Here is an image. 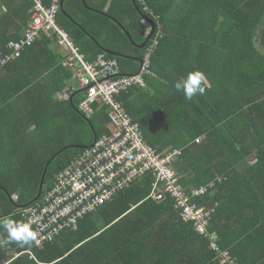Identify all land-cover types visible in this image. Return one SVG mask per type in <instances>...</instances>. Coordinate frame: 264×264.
Masks as SVG:
<instances>
[{
    "label": "trees",
    "instance_id": "16d2710c",
    "mask_svg": "<svg viewBox=\"0 0 264 264\" xmlns=\"http://www.w3.org/2000/svg\"><path fill=\"white\" fill-rule=\"evenodd\" d=\"M53 1L45 0L44 4L49 7ZM107 1L86 0L87 5L96 9L90 10L82 0H65L64 10L58 13V24L71 34L86 55L91 46L97 54L105 52L102 47H111L107 40L113 35V29L114 38L123 41L121 46H126L127 41L132 43L126 32L137 44H143L149 37L142 21L150 15L142 8L140 13L133 0H112L106 12L122 26L100 12ZM73 2L75 5L70 9L67 4ZM147 2L160 15L162 32L153 56V69L162 73L163 69L170 68L180 79L194 71L212 73L213 80H224L226 86H213L208 102L178 105V120L170 123L172 130L179 131L172 138V146L161 145L160 137L140 116V89L123 93L120 99L140 123L146 141L159 152L182 149L207 135L202 145L191 150L193 168L211 171L199 176L202 180L198 178L196 188L208 185L221 175L227 179L220 185L222 193L216 195H236L231 197V203L221 208L219 198L212 197L213 194L203 203L210 207L219 205L211 230L219 234L220 246L230 249L241 264H251L248 255L257 229L250 225L261 223L260 229L264 230V208H255L254 212L245 208L251 195H264V0ZM34 6L31 0H0V53H6L8 43L19 39L30 25ZM76 10L87 11V21L80 22L74 14ZM50 43L51 39L42 35L21 58L0 72V191L3 193L0 195V241L9 240L7 221L12 222L11 227H23L19 210L40 202L41 197H37L46 168L47 189L57 174L93 145L94 136L99 138L110 133L105 108L94 103L91 118L80 111L85 92L74 91L72 100L68 101L54 99L57 90L66 86L63 78L72 76L58 61L52 63L57 65L52 77L57 83L56 89L41 77L44 68H29L26 60L29 53L37 55L44 48L49 50ZM134 50L135 57L143 58L144 50ZM116 51L127 55L123 49ZM105 53L118 58L122 68L129 61L128 56ZM37 80L39 85L35 84ZM190 104H193L191 108ZM60 117L88 125L91 141L87 143L83 137L75 147L65 146L50 155H40L39 146L33 144L34 137L41 139L47 125L54 130L59 128ZM162 124L168 125V122ZM253 160L255 164L250 165ZM182 182L188 186L187 181ZM153 183L151 176L138 180L113 202L89 214L80 222L78 230L63 232L44 248L36 247L32 239L26 243L12 240L0 244V264H218L215 251L210 248L211 239L200 235L192 223L183 219L169 195L161 202L150 197ZM17 193H20L19 201L14 198ZM242 223L244 228L240 226Z\"/></svg>",
    "mask_w": 264,
    "mask_h": 264
},
{
    "label": "built area",
    "instance_id": "2783aa9c",
    "mask_svg": "<svg viewBox=\"0 0 264 264\" xmlns=\"http://www.w3.org/2000/svg\"><path fill=\"white\" fill-rule=\"evenodd\" d=\"M31 1L35 5L31 23L21 40L10 42L8 52L0 54L1 67L22 56L26 47L33 46L46 35L58 43L65 55L61 65L72 72L67 88L70 95L77 90L85 92L80 111L91 118L96 103L99 108L106 109L111 127L110 133L96 138L92 146L84 149L55 176L53 184L44 189L46 192L42 193L40 202L19 210L23 227H28L32 233L35 246L44 248L63 232L78 230L80 222L89 214L113 202L138 180L151 176L154 183L150 197L161 202L169 195L183 219L192 223L200 235L211 239L210 248L215 251L218 264H241L230 249L220 246L217 233L211 230L219 205L210 207L202 202L219 190L227 179L221 175L202 187L185 186L173 166L182 152L176 149L159 152L152 147L146 141L140 123L120 99L123 93L131 90L150 88L147 78L158 76L153 69V56L162 38L160 15L147 0H138L153 20L155 31L144 49L139 71L124 74L117 60L107 58L103 52L90 60L75 44L70 34L58 24L60 0H55L50 7L45 6L43 0ZM149 28L152 30L151 26Z\"/></svg>",
    "mask_w": 264,
    "mask_h": 264
},
{
    "label": "crops",
    "instance_id": "0c3cea01",
    "mask_svg": "<svg viewBox=\"0 0 264 264\" xmlns=\"http://www.w3.org/2000/svg\"><path fill=\"white\" fill-rule=\"evenodd\" d=\"M96 2H98V1H96ZM111 3H112V0H108L106 2V4L103 7V10L100 11L102 13V15L103 14L107 15L106 12L108 11V9H110ZM67 5H68V7H70V9H72L75 5V2H73L72 4L68 3ZM64 6H65V0H64ZM86 7L90 10L94 9L93 7L92 8L88 7V6H86ZM74 14L77 15V17H79L80 22H83V20L87 21V19H86V15L88 14L87 11L81 12L80 10L79 11L76 10ZM88 17H89V15H88ZM107 17L111 18L112 20H114L115 23L122 26L114 18L110 17V15H107ZM148 20H150V18H148V17L144 18L143 17L142 26L144 27V29H146V36L148 34H149L148 36H150L153 33V27L148 22ZM150 21H152V20H150ZM128 22H130V21L128 20ZM76 25L79 26L78 23H76ZM149 25L152 27V30L149 28ZM122 29L125 30L123 27H122ZM65 31H67V30L65 29ZM115 35H116V33L113 29V35H111V38L108 40L106 39L107 42L111 44V47H104V48H106L107 50H111V51H116L117 49H123L124 51L127 52V55L121 53V54H123L122 56H134L135 57L136 53H135L134 48H137L136 45H134L132 42V44H133L132 50L129 49L128 46H121V44H123V41L118 39L117 37L114 38ZM70 36H71V34H70ZM71 38H72V40H74V38L72 36H71ZM74 42L77 44V42L75 40H74ZM138 45H142V44H138ZM93 48H94L93 46L90 47V49H89L90 52L87 54V56L95 57L97 52L95 50L96 48L95 49H93ZM137 49H139V48H137ZM104 51L107 52L106 50H104ZM37 52H39V53H37V55L35 53L34 54L29 53L30 57L26 58V60L29 61V64H28L29 68H33V69L34 68H36V69L44 68L45 70L42 72L43 74H41L42 75L41 77L45 78L49 82V85H52V87L54 89H56L57 83H54L52 81V77L54 75L53 69L57 65L53 66L52 63L54 61H58L59 64H62L64 57H65L62 49L60 48V46L58 45V43L56 41L52 40L50 43V49L49 50L44 48L41 51H37ZM116 52H118V51H116ZM37 56H39V57H37ZM114 56L117 57L120 55H114ZM128 59H129V61H125L124 68L121 67V64L119 62L121 70L123 69L122 72L126 73V74H130V73H132V71H136V72L139 71L140 66H141L140 62L133 59V58H130V57H128ZM11 62H13V61H11ZM7 65H5V66H7ZM5 66H3V67H5ZM61 67H62V69L64 68L65 70L71 72L67 68H65L63 66H61ZM60 72H61V70H60ZM156 73L158 74L157 77H148L147 78L148 83L150 84V88H144V89L140 88L141 94H140V98H139V113H140V116L142 118H145L147 120L146 121L147 127H149V129H151L155 135L160 137L159 138L160 144L161 145L170 144V146H172L171 145V143H173L172 138L174 136H176L179 131H177V129L172 130V128L170 127V123L172 120L175 123H176V120H178V116L176 114L178 112V110H177L178 105L182 106L184 103L186 104V103H194V102H200V103L208 102V99L211 98L210 97V89L213 86H217L219 88H222V87H225L226 85H225L224 80L219 79L218 80L219 82H217L216 80H213L215 76L212 73L207 74L206 72H204V75L206 76L207 82H208V86H207L204 94H202V95L197 94L191 100H188L185 98L182 90L177 91L175 89V84L177 82L181 81L183 78L180 79V78L176 77L170 71V68L163 69L162 73H158V72H156ZM58 75H59V73H58ZM71 75H72V72H71ZM70 78L71 77H67V78L64 77L63 78L66 86L63 87L61 90H57V93H56L55 98H54L55 100H57V101L58 100L68 101L71 99V95L67 90L68 86L70 85ZM213 81H215L216 84ZM55 82H58L57 79L55 80ZM38 83L40 84L39 80H37V82H35V84H38ZM232 85H233V83H232ZM63 97H65L66 99H64ZM192 105L193 104H190V108ZM165 121L168 122V125L162 124V122H165ZM154 122H156L158 124H156L154 126ZM108 127H110V124H108ZM110 131H111V127H110ZM101 136H103V135H101ZM203 138L204 139L200 138V139H202V140H200V142L196 141L190 145L185 146L182 149H178L182 152V156L180 157V159L177 161V163L175 165L176 170L179 173V175L183 178V180L185 182L186 181L188 182L187 185L189 187H196L197 181L200 179L199 176L202 174L205 176L206 171L208 174L211 172L209 170V168L207 170H206V168H204L203 170L193 168L194 154H192L191 150L197 149L200 145H202V143L205 142L204 140L207 138V135H205ZM169 147H167L166 149H168ZM249 164L254 165L255 164L254 160L250 161ZM200 180H202V179H200ZM218 193L219 194L222 193V189L221 190L219 189V190L213 192L212 197H215V198L218 197L219 198L218 203L220 204L221 208H222V206H226V205L231 203V197H233V198L236 197V195H230V193H226L224 195H216ZM242 196H244V195H241V197ZM248 200H249V203L245 204L246 210L249 209L252 212H254L255 208H258V209L264 208V195H251L250 198H248ZM220 207H219V210L221 211L222 209ZM244 221H246V220H244ZM240 226H243V228H244L245 224L242 223V225H240ZM250 227L257 229V233H255V230L251 231L252 234L255 233V238H253L251 241L250 253L248 255L249 256L248 258H250L249 263H251V264H264V230L260 229L261 223H259V225H254L251 223ZM214 232L217 233V231H214ZM239 232H241V231H239ZM217 236L219 237L218 233H217ZM257 237H258V239H257ZM219 240H220V238H219ZM236 245H238V242L236 243Z\"/></svg>",
    "mask_w": 264,
    "mask_h": 264
},
{
    "label": "rangeland",
    "instance_id": "374dc122",
    "mask_svg": "<svg viewBox=\"0 0 264 264\" xmlns=\"http://www.w3.org/2000/svg\"><path fill=\"white\" fill-rule=\"evenodd\" d=\"M125 25L128 26L129 22L125 21ZM126 44V46H128L129 49L132 50L133 44L128 41L126 42ZM20 106H23L24 108V103L21 102ZM58 126L59 128H56L54 130L51 125H47L45 127V131L43 132L44 136L41 139L34 137L35 140L33 141V144L34 146H39L38 151L40 155H50L51 153L65 146L75 147L74 145L77 140L83 139V137L85 138V142L88 143L91 141V128L88 125L83 124L82 122L77 121L75 124L69 119L60 117L58 120ZM32 130H34V128H32ZM4 157H6V155ZM6 158H8V156ZM2 194V191H0V195ZM19 195L20 193L15 194V201L20 200ZM26 197L30 198V195H27Z\"/></svg>",
    "mask_w": 264,
    "mask_h": 264
},
{
    "label": "clouds",
    "instance_id": "9594fccd",
    "mask_svg": "<svg viewBox=\"0 0 264 264\" xmlns=\"http://www.w3.org/2000/svg\"><path fill=\"white\" fill-rule=\"evenodd\" d=\"M137 3H139V2H137ZM138 6L140 7V4H138ZM140 9H141V7H140ZM142 61H143V58H142ZM133 73H135V72H133ZM124 74H126V73H124ZM130 74H132V73H130ZM207 86H208V82H207V78L204 75V73H202L201 71H194V72H190L188 74L187 78L182 79L181 81L177 82L175 84V89L177 91H181L182 90L183 93H184L185 98L188 99V100H191L197 94H200V95L204 94ZM82 92H84V91H82ZM70 100H72V95H71V99ZM199 140H202V139H199ZM197 142H198V140H197ZM44 189H45V187H44ZM43 192H44V190H43ZM206 198H205V200H206ZM6 223L9 226L8 227L9 240L8 241H0V244L9 243L12 240L26 243L32 238V233L29 231L28 227L15 228V227H11V224H12L11 221H7Z\"/></svg>",
    "mask_w": 264,
    "mask_h": 264
},
{
    "label": "water",
    "instance_id": "95a60500",
    "mask_svg": "<svg viewBox=\"0 0 264 264\" xmlns=\"http://www.w3.org/2000/svg\"><path fill=\"white\" fill-rule=\"evenodd\" d=\"M133 2L135 3L136 8H137V9L139 10V12L141 13V10H140V7L138 6L137 1H136V0H133ZM83 3H84V5L90 7L89 5L86 4V1H85V0H83ZM91 8H92V7H91ZM148 22L152 25V27H153V31H154V28H155L154 23H153L152 21H150V20H148ZM153 33H154V32H153ZM153 33H152V34H151V35L145 40V42H144L142 45H138L137 43H135V42L133 41V39H132V37L129 35V33L126 32L127 36L130 38V40L133 42V44L136 45V47L139 48V49H141V50L145 49V47H146L147 43L149 42L150 37L153 35ZM102 48H103V47H102ZM103 49L106 50L108 53H111L112 55H123V54H121V53H119V52H116V51L107 50L106 48H103ZM128 57L133 58V59L139 61L140 64H142V58H140V57H134V56H128ZM95 139H96V136H94V140H95ZM46 175H47V168L45 169V172H44V174H43L42 181H41V184H40V190H39V194H38V197H37V198H40V197L42 196V193H43V190H44V187H45L44 185H45Z\"/></svg>",
    "mask_w": 264,
    "mask_h": 264
},
{
    "label": "bare ground",
    "instance_id": "6f19581e",
    "mask_svg": "<svg viewBox=\"0 0 264 264\" xmlns=\"http://www.w3.org/2000/svg\"><path fill=\"white\" fill-rule=\"evenodd\" d=\"M44 1H45V0H44ZM44 1H43V2H44ZM54 1H55V0H54ZM54 1H53V3H54ZM53 3H52V4H53ZM44 5H45V4H44ZM60 5H61L60 11H61V10L63 11V10H64V0H60ZM45 6H46V5H45ZM47 7H48V6H47ZM49 7H50V6H49ZM90 7H91V6H90ZM30 23H31V22H30ZM85 27H86V26H85ZM64 30H65V29H64ZM25 31H26V30H25ZM25 31L23 32L22 36H21L19 39H17V40H13V41H19V40H21V38L23 37ZM50 39H51V38H50ZM38 40H39V39H38ZM52 40H53V39H51V41H52ZM53 41H55V40H53ZM73 41H74V40H73ZM10 42H12V41H10ZM10 42H9V43H10ZM37 42H38V41H37ZM37 42H36V43H37ZM9 43H8V44H9ZM36 43H35V44H36ZM35 44H34V45H35ZM75 44H76V43H75ZM34 45H33V46H34ZM76 45L79 46L78 44H76ZM30 47H32V46H30ZM30 47H26V48L23 50V54H24V52H25L28 48H30ZM79 47H80V46H79ZM7 48H8V45H7ZM80 48H81V47H80ZM7 52H8V51H7ZM7 52H6V53H7ZM103 53H104V55H105L107 58H111V59H115V60H117L118 65H119V67H120V64H119V61H118L117 58H114V57H112V56H110V55H107L105 52H103ZM0 54H5V53H0ZM23 54H22V56H23ZM22 56L17 57L16 59H19V58H21ZM16 59H14V60H16ZM156 59H157V58H156ZM0 60H1V59H0ZM14 60H13V61H14ZM9 63H10V62H9ZM7 64H8V63H7ZM7 64H6V65H7ZM2 68H3V67H1V64H0V70H1ZM120 69H121V68H120ZM173 72H174V71H173ZM164 74H165V73H164ZM263 102H264V101H263Z\"/></svg>",
    "mask_w": 264,
    "mask_h": 264
}]
</instances>
